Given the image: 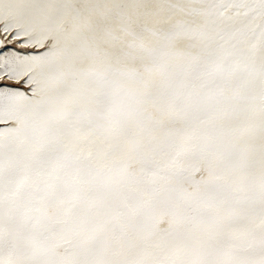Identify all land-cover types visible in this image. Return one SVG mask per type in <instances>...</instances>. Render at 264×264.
Masks as SVG:
<instances>
[{
    "label": "snow or ice",
    "instance_id": "6c2138e0",
    "mask_svg": "<svg viewBox=\"0 0 264 264\" xmlns=\"http://www.w3.org/2000/svg\"><path fill=\"white\" fill-rule=\"evenodd\" d=\"M0 264H264V0H0Z\"/></svg>",
    "mask_w": 264,
    "mask_h": 264
}]
</instances>
